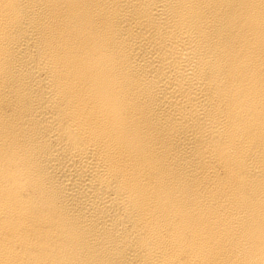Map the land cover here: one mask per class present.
Instances as JSON below:
<instances>
[{
  "label": "bare ground",
  "instance_id": "1",
  "mask_svg": "<svg viewBox=\"0 0 264 264\" xmlns=\"http://www.w3.org/2000/svg\"><path fill=\"white\" fill-rule=\"evenodd\" d=\"M0 264H264V0H0Z\"/></svg>",
  "mask_w": 264,
  "mask_h": 264
}]
</instances>
